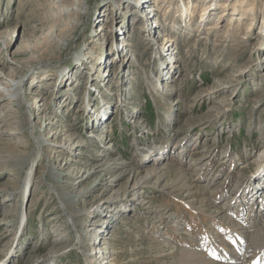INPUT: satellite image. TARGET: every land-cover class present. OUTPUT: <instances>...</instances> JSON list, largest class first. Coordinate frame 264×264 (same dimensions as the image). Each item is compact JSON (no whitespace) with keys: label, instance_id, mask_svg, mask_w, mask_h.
I'll list each match as a JSON object with an SVG mask.
<instances>
[{"label":"rangeland","instance_id":"374dc122","mask_svg":"<svg viewBox=\"0 0 264 264\" xmlns=\"http://www.w3.org/2000/svg\"><path fill=\"white\" fill-rule=\"evenodd\" d=\"M76 1L0 0V264H264V0Z\"/></svg>","mask_w":264,"mask_h":264},{"label":"bare ground","instance_id":"6f19581e","mask_svg":"<svg viewBox=\"0 0 264 264\" xmlns=\"http://www.w3.org/2000/svg\"><path fill=\"white\" fill-rule=\"evenodd\" d=\"M148 1H150V0H137L136 2L137 3L139 2V3L144 4V3L148 2ZM87 4H88V0H78V1H76L74 3V5L76 7L75 9L78 12H84L86 10V7L85 6ZM210 9L217 10L218 8L217 7H214V8H210ZM159 50H160V54H162V51H161L162 48H159ZM20 89H21V83H20V81H17L15 79H12L10 82H8L7 84H5V86L4 85L0 86V96L2 97L3 100L7 101L8 103L16 102L18 100L19 91H21ZM244 242H246V241H244Z\"/></svg>","mask_w":264,"mask_h":264}]
</instances>
